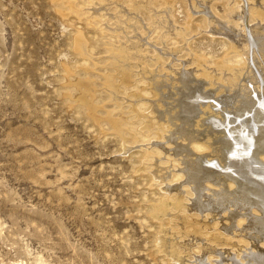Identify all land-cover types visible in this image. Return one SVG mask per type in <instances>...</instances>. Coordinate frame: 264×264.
<instances>
[{"label": "rangeland", "instance_id": "1", "mask_svg": "<svg viewBox=\"0 0 264 264\" xmlns=\"http://www.w3.org/2000/svg\"><path fill=\"white\" fill-rule=\"evenodd\" d=\"M94 1L0 0V264H178L156 246L155 238L162 231L152 210L164 194L162 186L177 183L170 182V175L180 171L178 166L183 162L174 165L176 161L167 156L179 138L170 140L175 137L171 135L174 126L161 119L158 111L165 108L164 95L149 107L140 106L145 100L140 94V65H149L155 79L166 81L164 91H176L185 81L187 88L192 82L196 84L197 91L189 94L194 104L204 94L219 99L245 94L240 85L224 80L225 73L231 74L234 81L240 78L237 82L242 80L249 88L254 86V91L258 85L259 90L264 88L257 72L247 75L241 70L232 75L230 69H219L210 78L196 75V57L203 58L210 72L221 58L227 60L224 63L228 66L236 67L246 63L241 61L238 50L248 46L246 41H240L238 50H232L223 31L211 32L206 14L200 8H188V0H137L141 22L148 21L152 6L158 10L153 17L161 19V23L153 22L151 26L156 27L143 33L145 42L140 53L146 59L141 58L138 65L135 55L128 57L130 75L124 82L119 70L108 63L109 47L124 40L129 43L125 35H131L132 29L126 26L124 32L112 31L114 18L105 9L101 15L95 14L93 7L99 5ZM133 1L121 0L115 9L110 4L108 12L120 14V6ZM223 1L213 0L211 5L221 20L225 19L221 17L226 6ZM165 6L173 23L185 27L183 35L170 38L171 34L166 33L158 38L160 30H164L161 26L167 23L162 20L167 16L162 11ZM249 18L250 24L262 25L264 31V20ZM241 27L238 29L244 33ZM79 35L85 42L84 53L76 46ZM146 40L161 50L172 48L176 52L158 54ZM151 56L159 57L154 60ZM257 62L263 68L264 60ZM187 69L193 71L188 80H177L176 72ZM107 75L113 78L115 94L104 87ZM143 75L147 76V72ZM197 79L202 80L200 84ZM176 95H168L166 101ZM257 100L250 110L258 107ZM239 106L237 111L243 107ZM234 111L224 109V123L228 124L231 117L234 123H250L248 118L244 120L248 110ZM107 115L120 119L125 128L123 135L113 129ZM159 165L165 167L163 172L169 169L166 180L154 176ZM193 173L190 172L191 179L195 177ZM179 189H171L170 193L177 198L182 195L179 208H183L180 202L186 204L188 199L181 191V183ZM202 190L210 193L207 188ZM192 193L189 196L195 198ZM175 210L170 213L181 214ZM173 217L170 220L176 224L179 220ZM161 221L162 226H167L168 216ZM190 247V251L195 249ZM186 257L180 264H191L188 260L192 254Z\"/></svg>", "mask_w": 264, "mask_h": 264}, {"label": "bare ground", "instance_id": "2", "mask_svg": "<svg viewBox=\"0 0 264 264\" xmlns=\"http://www.w3.org/2000/svg\"><path fill=\"white\" fill-rule=\"evenodd\" d=\"M224 1L226 3L224 8L225 13L224 16H221L225 17L224 20L219 19L212 11L211 5L213 0H188V8H191L192 11H196L193 10L194 8H200L198 10L206 14L207 25H210L211 32H213V29L215 31H223V34L230 40L231 46H229L232 50H238L237 47L240 45V41H246L248 48L238 50L242 53L241 55L239 54L241 61L246 63L231 67L224 63L227 60L221 58V61L214 62L216 66L212 67L210 72L208 71L210 66L208 67L204 64L203 58L196 57L198 60L195 64L197 68L196 75L203 79V77L210 78L212 75H216L215 71L219 69H230L232 75H238L241 70H245L247 75H254L257 72L256 76L264 81V66L262 65L263 68H260V63L257 62L260 58L264 60V31H262V25H252L249 23V17L264 20V0H242V3L236 0ZM119 2L121 0H95L94 3L99 6L93 7V12L101 15V11L105 9L104 12L110 18H114L113 23L115 27H110L112 31L118 30L117 32H124L126 26L132 29L131 35H125L129 43H125L124 40L120 41L118 45L114 44L109 47L111 52L108 54L110 59L108 63L119 70L122 80L127 82L131 66L128 57L130 58L131 54L135 55L137 57L136 63L140 65V59L145 58V55L140 53V51H143L141 48L145 42L143 33L156 27L155 25L151 26L152 23L160 22L161 19L153 17L158 13V10H153L151 6L150 10L152 12L149 10L148 21L146 22L149 26H145L146 23L141 22L140 16H138V7L140 5H138L137 0H134L132 4L127 2L126 6L130 7L120 6V14H117L116 11L108 12L110 4H114L115 9L119 5ZM144 6L149 8L148 4H144ZM167 7L162 8V11L166 15L168 13ZM122 15H125V17L123 18ZM187 15L189 16L188 11ZM132 18H134V21L130 22L129 19ZM188 18L185 20L186 23L189 22L190 18ZM162 20L167 21V23H163L161 26V28L164 27L162 28L164 30H160L159 39H161L162 34L163 36L166 33L171 34V38L174 35L176 36V34L183 35L185 32V27H180L173 23L171 15L169 16L168 14ZM118 21H121L122 24L119 25ZM137 24H140L141 28H138L139 30L136 28ZM242 25L244 33H241L240 29H238ZM131 36H134L135 39H132ZM78 38H75L76 46L81 50L80 53H84L86 49L85 42L82 38ZM146 43L152 44L149 40H146ZM152 46L158 54H174L176 52L172 48L161 50L160 47L157 48L154 44ZM159 56H154V58L151 56V58L155 60ZM149 67V65H140L141 77L143 79L141 82L143 93L140 92V94L145 96L142 97L145 100L141 102L140 106L146 107L147 105L149 107L152 101L164 95L163 98L165 99L162 103L165 108H159L158 111H161V119L163 118L169 126H174V129L171 130V135L175 137L170 140L175 141L176 138H179V141L170 149L169 155L166 153L168 155L167 159L172 162L175 160L176 162H173V164L176 163L177 165L183 162V166H178L180 171H174L170 175V182L177 181V183H174V185L166 183L164 187L162 186L164 194L153 205L154 210H152V215L155 219L159 220V230L162 231L155 238L158 250L164 252L169 259L177 261L178 264L185 259L187 260V257L185 258L187 254H192V259L188 260L191 264H264V88L259 90L260 86L258 85L257 91H254V86L249 88L242 80L241 83L237 82L240 78L234 81V78L231 79L230 77L231 74L225 73L224 76L227 79L224 78V80L233 85L236 84L237 87L240 85L244 88L245 94L238 97L232 94L227 99H223L222 97V99H219L220 97L216 98V96L211 97V95L204 94L201 95L203 97L202 100L194 104L189 94L193 92L196 84L192 82L187 88L185 86L187 82L185 81L186 83H182V86L176 91H164L163 87L166 81L164 82V79H155L154 69ZM146 72L147 76L143 75ZM191 72L193 71L188 72V69L177 71L176 73L179 74L177 80H188ZM248 79H250L249 76ZM200 81L202 80L197 79L196 82L200 84ZM113 86L112 76L109 77L107 75L104 87L110 94H115ZM169 88L171 89L172 86ZM197 89L195 90L197 91ZM168 95H176V97L166 101L169 98ZM245 98H249L250 101H243ZM254 99H258L256 102L258 107L254 106L253 110H250L251 106L254 105ZM153 103L159 106L156 102ZM239 105H243V107H241L240 111H237L236 109ZM88 107L90 109L94 108L90 104H88ZM225 108L228 110L235 109L234 113H241L242 111L244 113L245 110H248L249 113L245 112L246 114L243 116L244 120L248 118L250 123L245 124L241 120L238 123H234V117L230 118L228 124L224 123L223 118L225 116L223 117V114L227 112H224ZM150 111H154L153 107L150 108ZM93 115L97 117V115ZM228 115L232 114L228 113ZM107 117L110 118L111 116L107 115ZM112 117L110 121L113 129L120 135H123L125 128L121 126L120 119ZM160 165L157 167V175L154 176L157 179L166 180V172L169 169L163 172L161 169L162 167L165 169V167ZM191 171L195 173H193L195 177L192 179ZM180 183L181 191L184 194L186 193L184 196L187 197V201L192 199L190 204L187 201L186 204L184 201V204L180 202V206L185 205L183 208H179V201L182 195L176 193L178 195L177 198L176 195L170 193L171 189L180 190ZM203 188H207L210 193L205 194L204 190H202ZM192 192H195V198L189 196ZM231 205L232 208L229 207ZM173 208L180 211L181 214L170 213ZM165 215L169 218L168 227L162 226L161 219ZM172 216L178 218L179 221L176 224H174L173 220H170ZM192 219L194 221L191 223ZM177 223L181 225H177ZM180 226H182V230L179 229ZM171 229H175L176 232L171 231ZM184 235L189 238L184 239ZM191 245L195 248L192 251H190ZM223 245H228V247H224ZM183 252H185L184 255H182ZM182 264H185V262Z\"/></svg>", "mask_w": 264, "mask_h": 264}]
</instances>
